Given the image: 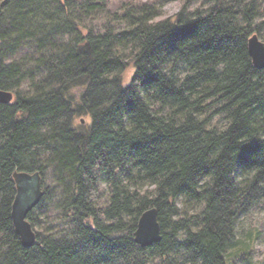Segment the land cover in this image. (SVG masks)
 <instances>
[{
    "label": "trees",
    "instance_id": "obj_1",
    "mask_svg": "<svg viewBox=\"0 0 264 264\" xmlns=\"http://www.w3.org/2000/svg\"><path fill=\"white\" fill-rule=\"evenodd\" d=\"M159 2L0 0V90L14 95L0 104V264L247 256L255 238L238 223L264 202V69L248 47L262 39L258 0L164 19ZM16 171L43 177L33 228L49 201L63 221L29 248L12 217ZM150 208L163 237L145 248L135 232Z\"/></svg>",
    "mask_w": 264,
    "mask_h": 264
},
{
    "label": "water",
    "instance_id": "obj_2",
    "mask_svg": "<svg viewBox=\"0 0 264 264\" xmlns=\"http://www.w3.org/2000/svg\"><path fill=\"white\" fill-rule=\"evenodd\" d=\"M248 47L254 66L257 69H264V41L254 34L249 39ZM13 98V93L0 90V104H9ZM13 178L17 194L13 203L12 217L23 245L29 248L37 242V233L28 215L41 203L45 194L43 177L39 171L33 173L16 171ZM158 218L157 208H150L143 213L135 232L137 244L148 248L162 240V229Z\"/></svg>",
    "mask_w": 264,
    "mask_h": 264
},
{
    "label": "rangeland",
    "instance_id": "obj_3",
    "mask_svg": "<svg viewBox=\"0 0 264 264\" xmlns=\"http://www.w3.org/2000/svg\"><path fill=\"white\" fill-rule=\"evenodd\" d=\"M146 1V0H145ZM156 1V0H155ZM161 15L159 19L175 17L178 15L185 5L190 8L207 9L210 3L206 0H159ZM258 6L262 12V16L258 21H264V0H258ZM262 41L264 40V25L261 27ZM135 72V66L131 65L124 76V87H128L132 81V75ZM84 125L90 122L89 116L82 119ZM51 180L48 181V185ZM105 189L107 185L103 186ZM58 201H49L45 206L39 207L35 211V217L38 221L35 224L36 231H42L43 228L58 230L63 227V221L60 218L61 212L58 207ZM238 236L240 238L254 239L252 247H250L247 256L241 257L239 254L232 253L230 256V264H264V202L254 207L248 214L242 216L238 223ZM180 264V263H177Z\"/></svg>",
    "mask_w": 264,
    "mask_h": 264
}]
</instances>
